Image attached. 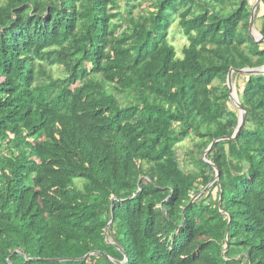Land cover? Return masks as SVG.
Returning <instances> with one entry per match:
<instances>
[{
  "label": "trees",
  "instance_id": "obj_1",
  "mask_svg": "<svg viewBox=\"0 0 264 264\" xmlns=\"http://www.w3.org/2000/svg\"><path fill=\"white\" fill-rule=\"evenodd\" d=\"M254 6L0 0V264H264Z\"/></svg>",
  "mask_w": 264,
  "mask_h": 264
},
{
  "label": "water",
  "instance_id": "obj_2",
  "mask_svg": "<svg viewBox=\"0 0 264 264\" xmlns=\"http://www.w3.org/2000/svg\"><path fill=\"white\" fill-rule=\"evenodd\" d=\"M261 6V0H257L253 10H252V14H251V23H250V34L251 36L254 38V40L257 42V43H262L264 42V36L260 35L258 38H256L254 35H253V32L255 31L254 29V26H255V18H256V12L257 10L259 9V7ZM233 74H237V75H262L264 74V69L263 70H251V69H246V70H241V71H238V70H235V69H232L228 75V79H227V85L230 89V98L232 100V102H234V104L236 105L237 109L240 111V121H239V126L234 134V136L232 138H228V137H224L222 139H219L217 141H214L212 143V145L210 146V148L207 150V152L205 153L204 155V160H205V157L207 156L208 152L212 150V148L219 142L221 141H227V140H231V141H235L238 136L240 135L241 131L243 130L244 126H245V123H246V117H247V111L243 108V106L240 104V101L237 98H235L233 96V93H234V87H233ZM216 172H217V175H216V179L215 181L218 182L219 179H220V172L218 169H216ZM212 185V184H211ZM210 185V186H211ZM209 186V187H210ZM207 187L203 192H201L200 194H198L197 196H195L192 200V203L195 202L199 197H201L206 191L207 189L209 188ZM114 202H115V199H113V202H112V210H114ZM219 204H221V199H220V202Z\"/></svg>",
  "mask_w": 264,
  "mask_h": 264
},
{
  "label": "rangeland",
  "instance_id": "obj_3",
  "mask_svg": "<svg viewBox=\"0 0 264 264\" xmlns=\"http://www.w3.org/2000/svg\"><path fill=\"white\" fill-rule=\"evenodd\" d=\"M252 3H254V5L256 4L257 0H251ZM125 6V3H122V7ZM147 7H150L149 3L144 2L143 6L141 7L142 10L146 9ZM260 8V7H259ZM137 13L139 12V10L136 11ZM264 13L263 7H261V11L259 12V14L257 15V22H256V27H255V31L253 32V35L258 38L261 33H260V28H261V22H260V17L262 16V14ZM176 26H174L173 30H175L176 33L172 34L171 37V42L173 43V45L175 46L177 52H178V56L182 57L183 56V50L184 48L189 45V39L188 37H185L182 35V33L180 31H178V29L176 30ZM262 48H264V42H262ZM55 73L58 74V71L55 70ZM237 86L242 87L243 86V80L242 79H234L233 80V87H234V93L233 96L235 98H237ZM127 95L126 94H118V98L121 101H124L126 99ZM229 107L233 110H237L236 105L234 104V102H232ZM240 112V111H239ZM195 142V141H194ZM192 140H187L183 145H181V147H184V149L180 150V158L183 160L185 159V153L190 150L193 149L194 145L197 143H194ZM199 156L197 155V158ZM204 159V156H203ZM211 187V186H210ZM213 196L216 199L217 198V189H214L213 191Z\"/></svg>",
  "mask_w": 264,
  "mask_h": 264
}]
</instances>
